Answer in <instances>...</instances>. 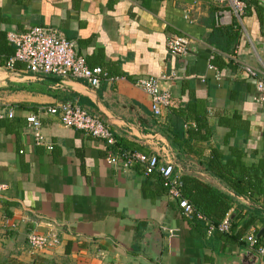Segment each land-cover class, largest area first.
I'll return each instance as SVG.
<instances>
[{
	"label": "crops",
	"instance_id": "obj_1",
	"mask_svg": "<svg viewBox=\"0 0 264 264\" xmlns=\"http://www.w3.org/2000/svg\"><path fill=\"white\" fill-rule=\"evenodd\" d=\"M241 1L245 8L237 18L228 6L213 0H0V31L51 26L87 65L120 76L100 78L95 87L65 77L67 86L46 79L53 91L48 93L40 83L45 78L0 65V104L13 113L11 118L0 117V182L5 183L0 189V264L28 263L34 257L51 264H233L242 251L264 264V256L244 239L249 233L256 236L257 228L264 232L258 220L238 238L234 230L207 234L202 225L180 216L153 174L144 176L133 166L107 162L110 145L101 139L65 127L56 114L45 112L41 131L50 148L34 144L24 130L25 116L38 103L71 98L109 124L113 146L172 156L175 173L227 195V216L235 208L242 213L250 201L232 195L199 165L208 142L221 152L240 149L244 166L255 164L264 150V105L252 100L256 90L240 69L247 65L264 76V0ZM226 24H234L236 34L227 51L205 40L211 27ZM175 33L188 37L181 57L164 47L165 37ZM214 56L219 62L231 60L233 67H218ZM144 75L162 76L159 86L168 90L171 104L188 97L203 101L214 133L189 141L201 156H173L168 139L154 126L156 120L165 123L167 106L153 115L146 93L133 84ZM221 116L232 119L233 129L217 121ZM191 122L187 119V126ZM233 221L237 229L238 217ZM31 231H52L56 240L32 250L26 242Z\"/></svg>",
	"mask_w": 264,
	"mask_h": 264
},
{
	"label": "built area",
	"instance_id": "obj_2",
	"mask_svg": "<svg viewBox=\"0 0 264 264\" xmlns=\"http://www.w3.org/2000/svg\"><path fill=\"white\" fill-rule=\"evenodd\" d=\"M220 7L228 6L232 13L239 18L245 8L241 0H213ZM6 38L14 45V52L5 63V68L15 71L16 63H21L23 71L28 73L46 74L60 78H70L82 81L86 86L95 87L100 78L113 79L118 75L107 74L99 65H87L84 58L73 51L72 44L66 40L55 28L48 25L34 24L20 33L6 32ZM188 37L182 34H170L164 39L166 51L173 56L181 57L187 51ZM209 67H213L211 64ZM241 72L248 78L256 90L252 100L264 105V76L247 65L240 66ZM173 75V72L170 73ZM162 76L144 75L133 81V84L146 93L148 97V109L155 116L161 114V110L167 106L169 92L159 86ZM56 114L61 124L80 130L84 135L101 139L110 145L105 155L109 163H117L122 167L136 166L143 175L157 171L162 177L164 193L171 198L184 219H204L203 215L196 212L189 202L180 195L178 188L181 182L177 173L173 171L172 156L158 157L156 152H136L121 150L113 146L114 138L109 124L98 113L87 112L74 103L57 101L53 103H38L34 111L25 116L24 130L33 139L34 144H41L46 149L50 148L45 141L42 129L41 113ZM9 106L0 104V117H12ZM167 147V146H166ZM169 147V146H168ZM166 149V148H165ZM168 150V148H167ZM170 154V153H169ZM5 183L0 182V189ZM230 221L224 213L215 224L207 222L205 232L214 230L229 231ZM246 246L252 248L255 253L264 256V245L257 243L252 233L244 236ZM55 238L52 231L43 234L31 231L27 235V244L32 250L41 249L50 245Z\"/></svg>",
	"mask_w": 264,
	"mask_h": 264
},
{
	"label": "trees",
	"instance_id": "obj_3",
	"mask_svg": "<svg viewBox=\"0 0 264 264\" xmlns=\"http://www.w3.org/2000/svg\"><path fill=\"white\" fill-rule=\"evenodd\" d=\"M234 24L211 27L210 31L205 36V40L217 48L225 51L231 50L234 46L236 35L231 29V26ZM5 34L6 32L0 31V65H5L6 61L9 59L8 57L12 56L14 52V45L7 40ZM217 57L218 56H214L212 61L218 67H221V65L225 63L233 67L231 60L219 62ZM215 59L218 61H215ZM15 66H17V68H24L23 65H18L17 63ZM40 83L45 92H53L49 89V81L42 79ZM70 99L71 98H68V100L65 101L64 99H60L58 101L73 103ZM206 115L203 101H197L188 97V99L183 102L180 100L176 101L174 105L168 100L165 123H160L156 120L154 126L168 139L169 148L171 152H174L173 156L175 154L178 158V156L187 152H192L196 156H201L200 149L196 150L191 148V143L189 141L194 138L205 139L214 133L213 126L209 124V119H207ZM231 118H235V116L232 115ZM187 119L192 121V126L191 124L187 126ZM227 120L231 122L229 123ZM217 121L233 129L232 119L221 116ZM183 126L186 127L184 128ZM201 128L203 131H198ZM228 135H230L229 131L223 133V135H221V141H224ZM207 144L208 150L205 156L199 161V165H201L205 171L217 177L232 195L247 198L251 203L249 206H243L244 210L242 213H239L238 208H235L233 213L227 216L228 221H230L229 230H234V237L238 238L244 234V230L249 225L254 224L257 220L260 222L261 226H264V215L261 214L262 210H264V150L255 164L244 166L239 161L242 156L240 149L228 147L226 151L221 152L220 149L212 143L208 142ZM133 168L140 171L136 166H133ZM152 174L155 176L156 181L164 192L165 186L162 184V177L157 171H152L145 175ZM178 176L181 182L180 188H178L180 195L189 202L196 212L202 214L204 217V219L201 220L193 218L187 221L202 225L204 230L208 221L214 224L218 222L225 213L227 203L224 202V198L228 200L229 198L227 195L217 191L216 187L206 184L195 177ZM205 192V197H202V193ZM241 207L242 206H239V209ZM6 214L8 213L6 212ZM235 216L238 217L240 224L237 229V223L233 221ZM257 229L254 234H256ZM219 232L226 233V231ZM263 236L264 232L254 236L255 241L264 245ZM12 264H51V262L50 260H43L41 257H34L28 263L14 261Z\"/></svg>",
	"mask_w": 264,
	"mask_h": 264
},
{
	"label": "water",
	"instance_id": "obj_4",
	"mask_svg": "<svg viewBox=\"0 0 264 264\" xmlns=\"http://www.w3.org/2000/svg\"><path fill=\"white\" fill-rule=\"evenodd\" d=\"M15 73L16 72H11V74H15ZM27 75H29V76L38 75V76H41L47 80H50V81L56 83V84L67 86L66 83L64 82L63 78H60L57 76H51V75H46V74H37V73H34V74L27 73ZM262 229L263 228H259L256 232V235H258ZM235 260H236V262H234L233 264H256L257 255H254L249 251H242V252H238L236 254Z\"/></svg>",
	"mask_w": 264,
	"mask_h": 264
}]
</instances>
